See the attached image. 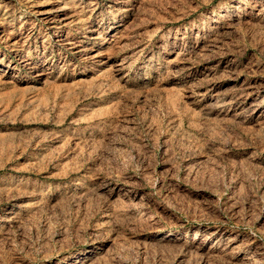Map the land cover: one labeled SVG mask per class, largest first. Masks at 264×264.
<instances>
[{"label":"rangeland","instance_id":"1","mask_svg":"<svg viewBox=\"0 0 264 264\" xmlns=\"http://www.w3.org/2000/svg\"><path fill=\"white\" fill-rule=\"evenodd\" d=\"M0 264H264V0H0Z\"/></svg>","mask_w":264,"mask_h":264}]
</instances>
